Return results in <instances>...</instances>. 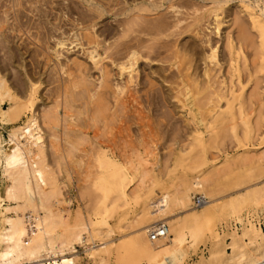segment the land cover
Here are the masks:
<instances>
[{
	"label": "bare ground",
	"instance_id": "bare-ground-1",
	"mask_svg": "<svg viewBox=\"0 0 264 264\" xmlns=\"http://www.w3.org/2000/svg\"><path fill=\"white\" fill-rule=\"evenodd\" d=\"M79 1L88 8L82 15L78 14L82 17H74L70 13L73 18H68L70 10L65 8L68 5H60L64 9L60 14L64 23L54 22V27L49 31L53 42L45 59L50 63L54 60L52 65L55 67L57 85L58 80L60 81L58 91H53L57 92V95L53 94L54 97L57 96L54 98L57 101L51 102L54 105V102L61 100V105L57 103L54 107L47 106L44 109L41 104L39 109L44 110L42 113L37 112V97L33 95L41 82L30 80L25 89V97L22 98L11 88L5 77L0 75V126L2 129L9 126L6 136L0 131V264H80L78 247L82 248L86 258L94 264H109L110 259L114 264H182L188 249L207 238L211 240L207 256L204 255L207 250L201 247V254L197 255L193 264H259L264 261V228L253 221L264 216V177L251 178L247 174L246 181L243 182L246 184L227 194L230 197L220 202L219 199L223 196H215L218 184L210 176H201L202 174L186 177L171 193L162 187L160 191L154 192L147 180L155 175L159 167L149 163L154 155L145 147L147 140L144 128L138 140L140 149L135 151L128 147V142L125 141L127 135L124 134V140V137L118 140L121 146H116V140L108 137L110 133L104 135L106 138L99 137L100 125L97 126L99 121L106 127L110 119L113 121L120 116V120H123L120 125L123 124L126 119L122 113L123 110L127 111L125 107L129 105L130 109L133 108L131 113L136 112L135 115L141 116L137 117L141 120L139 123L146 119H142L146 114L140 113L144 110L141 109L143 103L147 105L144 108L153 107L150 108L153 111L163 106L168 114L174 108L184 109L191 118L190 122L184 120L186 124L180 125L183 127L180 130L190 132V137L180 138V133L174 132L177 131L175 119L172 123L174 126H170L173 127L172 130L176 129L173 131L176 135L179 134L175 140L178 152L183 151V142L196 140L193 134L203 130L211 131V127L216 125H230L233 128L240 125L245 137L259 136V143L263 145L259 158L264 161V87L260 85L264 78L259 77L257 69L264 64V0ZM236 1L240 3L237 7L233 5L238 38L228 32L232 25L228 24L224 30L221 28V24L227 23V17L233 13L230 4ZM7 2L6 9L3 7L6 11L4 20L9 10L14 12L20 6L24 9L27 7L29 15L37 10L39 17L42 13L49 20V14L44 10L45 4H50V8L46 6L49 9L59 4L54 0ZM22 11L18 13L17 10V13L22 15ZM241 12L246 14V18L240 17ZM199 13L202 14L200 17ZM204 13L207 15L205 14L201 25L205 31L202 29V35H198V38L193 25L203 19ZM105 14L111 15L112 21L110 18L107 23L104 22L105 18L104 21L100 20ZM30 16L26 17L27 21L31 20ZM3 19L2 24H5ZM26 20L24 21L27 22ZM187 20L190 22L186 23ZM17 21L15 23L18 24ZM39 21L40 24L43 23L41 18ZM66 24H70L71 28L66 27L65 30ZM17 26L13 30L17 28L20 33L23 27L29 29L32 25L27 22L24 26ZM36 26L37 24L32 27L37 28ZM191 26L193 31H188L189 36L179 39L183 30ZM1 27L3 26L0 24V31ZM28 33L30 35V31ZM211 33L213 36H210ZM236 33L233 34L237 36ZM176 35L178 39L175 40L172 36ZM71 47H77L81 55H65L63 51L68 52ZM127 88L130 91L133 88V91L125 95L123 93ZM138 92L142 101L135 94ZM4 98L7 101L5 108L1 105ZM131 102H136L139 106H133L136 103ZM74 103L81 110H89L86 124L79 125L85 118L82 120L76 116L75 119L71 113ZM121 109L123 112H120ZM163 109L158 111L160 115L162 111L165 112ZM116 111H119L117 117ZM160 115L159 117H164ZM153 116V119L156 118ZM178 116L184 118L181 114L177 118ZM40 118L49 130L47 139L41 128L42 120L39 123ZM182 118L179 119L182 121ZM166 119L164 120L167 121ZM114 120L119 122V118ZM147 120L148 123L152 122L148 118ZM159 122H156L157 126L161 124ZM61 123L66 135V143H62L69 146L70 149L67 147V150L63 145V149L59 148L60 134L54 129ZM163 123L160 127L164 126ZM169 123L165 126L169 127ZM157 126L155 129L159 128ZM168 127L166 130L170 129ZM164 128L158 130L166 131ZM147 134L149 135L148 131ZM113 136L116 137L115 134ZM121 141L127 143V149L123 148ZM46 142L49 149L52 148L50 151L53 150L59 156L60 163L63 162L60 157L70 159L73 151L82 149L78 148L79 145L77 147L79 142L89 144L83 153L79 151L82 156L79 154V159H76H88L89 162L93 160V165L90 163L92 166L87 168L85 165L87 170L84 167L86 173H83L89 177L93 167L96 177L92 187L100 192L113 194V201L104 210L108 216L118 200L131 208V230L116 235L114 224H107L106 231L101 235L98 230L101 222L106 223L104 216L101 219L94 218L89 212L84 214L79 208L72 207V204L67 208L61 206L66 200L61 197L56 165L53 169L48 164L47 155L50 158V154L52 158L55 154L50 151L49 154L46 153ZM59 149L66 152H61V155ZM74 155L75 162L72 159L67 162L78 165ZM54 157L51 161H55ZM72 164L70 167H76ZM61 166L62 169H59L62 173L69 171H63L65 165ZM78 166V171H84L80 164ZM66 168L68 169L67 166ZM74 169L72 168V173ZM134 175L137 179L128 192L127 186ZM88 177L83 180L88 181ZM86 188L88 191V187ZM194 190H199L201 194L193 196ZM230 214L233 219L226 221L224 226L230 241L225 242L223 235L215 230L216 222ZM187 232L189 244L185 242ZM132 252L138 259L131 262L127 256Z\"/></svg>",
	"mask_w": 264,
	"mask_h": 264
},
{
	"label": "rangeland",
	"instance_id": "rangeland-1",
	"mask_svg": "<svg viewBox=\"0 0 264 264\" xmlns=\"http://www.w3.org/2000/svg\"><path fill=\"white\" fill-rule=\"evenodd\" d=\"M54 1H55V3H56V1L59 2V4L57 3V5H59V7L54 2H53V4H55L56 6H54L53 4L52 5L54 6L55 9L53 7H52V9H49L50 4L47 5V3L45 5L48 6L49 8H47L46 6L44 7V5L42 6V8L40 7L41 10L43 9V7H44V10H47L45 12H47V14H49L48 15L49 20L46 18L47 15L44 14V16H43L42 13H40V17H39V14H38L39 11H37V10H35L37 14H35V11L33 14H34V16H38L39 18L38 17L35 18L31 12H30V15H31L30 16L28 14L29 11L26 10L27 7H25V9H24L23 6H20L16 9L18 10V13H21V11L24 9V11H22L23 14L22 15L18 14L16 9H15L16 12L15 11L13 12L12 10L7 9V11L9 10V12H7V15H5V16H7V17H5L6 18L5 19L6 21H5L3 19L4 18L3 15L6 14L5 9L7 7L6 5H8V2H7V0L6 1L0 0V18H1L0 24L3 26V27H1V31H0V38H1L0 39V75L5 77L8 84L11 86V88L13 90H15V92H17L21 97L23 96L22 98L25 97V95H24V93L26 91L25 89H26L27 84L30 83V80H32L34 82L40 81L41 82L40 87H39L38 91L33 96L37 97L35 99L36 111L41 112V113L45 109L44 107H46V108H47V106L54 107V105H57V103H59V105H61V100H60L61 98H58L60 100V102L59 101L57 103L54 102V105L51 102L53 100L57 101V99H54V98L57 97L56 91H58L57 86L59 85L60 81L58 80L59 83L57 85V77H56L57 75H55L56 74V72L54 70L55 67L52 65L54 60H52L50 63V62H47L45 59L46 56L48 57V54H49L48 50H49L50 45H52V42H53V39H51L49 36V31H50L51 27H54L53 23L54 22H56L57 24L59 22H60V24L64 23V18L62 19L63 16L60 15V14H62L61 11L64 12V9H61L60 5H61V7L62 6L65 7V5H68V7L67 6L65 7L66 9H68L67 11L70 10V12L68 13L67 16H69V15L71 16V14H72L74 17H82V16H78V14L82 15L84 12H86L88 10L87 6L83 3H81L79 0H54ZM234 4L236 5L234 7H237L238 5H240V3L238 1H236V3L230 4L232 7L231 11L233 10V13L232 12L231 13L233 15L230 14L229 17H227L229 21H227V23L221 24V28L224 30L228 24L232 25L231 29L229 28L230 31L228 30V32H230L235 38H238V36H239L238 27H237L236 23H234L235 22V20H234V11L235 10L233 8ZM3 9H4V11L2 12L1 10H3ZM48 10L50 11V13H48L49 12ZM57 10H60V11H57ZM10 11H12V13H10ZM51 11H52V13H51ZM79 12H81V14ZM9 13H10V15H9ZM205 14L206 13L203 14V16H202L203 19L199 20L197 25H193L194 27L191 26V27H187L186 29H184L183 33L180 34L181 37L179 36V39H183L184 37H188L190 34L189 32H192L193 29H194V32L197 30L196 31L197 36L200 34L202 35L204 28L201 24L204 22L203 21L205 19L204 16L207 15V14L206 15ZM244 14H245L244 12H241L240 17L242 16V17L246 18V16H245L246 14L245 15ZM11 15L15 18L17 16H19V18L20 19L22 18V19L20 20L18 17L16 19L12 18ZM51 15L53 18L51 17ZM200 15H202V14L199 13V17H200ZM28 16H30L31 20H33L35 18L34 21H38V22L35 23L34 21H31L30 19H28V21H27L26 17L29 18ZM58 16L61 18H59ZM70 16L68 18L72 19L73 16H71V17ZM111 17H112L111 15L105 14V15H103V18L101 17L100 20L104 21V18H105L106 21H104V22L107 23V22H109V18H110V20L112 19ZM187 17H188L187 19L191 20V18L189 16H187ZM40 18H41V22H43L41 24L39 23ZM2 19L4 20L3 23H5V24H2ZM60 19L63 21H61ZM232 19H233V21H232ZM17 20H19V21H17ZM24 20H26L30 24V26L34 25V27H35V25L37 24V26H36L37 28H34L31 26L30 28L28 27L30 29L29 30V29H27V27H23L21 32L18 33L19 31L17 30V28H18L17 25L22 24V26H24L25 24H27V22H25ZM190 20H187L186 23L190 22ZM7 21L9 22V24ZM15 21H17L18 24L15 23ZM21 21H22V23H21ZM30 21L33 23H30ZM104 22H102V23L105 24ZM232 22L236 26L233 25ZM6 25L8 27H6ZM13 27H14V29H15V27H17L15 31L13 30ZM64 27H65V30H66V27H67V29H69V27L71 28L70 24H66ZM192 27H193V29H192ZM196 27L198 29H196ZM236 27H237V31H236ZM25 30L27 31V33H28V31H30V35H29V33L26 34ZM232 31H233V33L237 32L236 33L237 36L234 35L232 33ZM187 33H188V35H187ZM55 34H57V33L55 32ZM210 36H213V34L211 33ZM70 38H72V37L70 36ZM172 38H174L176 40V39H178V36L177 35L172 36ZM198 38H199V36H198ZM49 43H51V44H49ZM46 46H48L47 47L48 49L46 48ZM223 50H225V48H223ZM63 52L67 56L75 55V54L81 55V52L78 50L77 47H74V48L71 47L70 51L66 52L64 50ZM164 64H166V63H164ZM257 69L259 71L258 72L259 77L264 78V64L258 66ZM55 78H56V80H55ZM164 84L168 85L169 83L164 82ZM260 85L262 87H264V81H262L260 83ZM127 89H126V92L123 94L126 95L127 92L131 93V91H133V88L132 89L130 88L131 91L129 89L128 90ZM54 90H56L55 91L56 93H53ZM53 94H56L55 97L53 96ZM135 94L138 95L137 97H140L139 92H138V94L137 93H135ZM141 98L142 97H140L138 99H140V101H142ZM173 100H174V98H173ZM6 102L7 101L5 98L1 101V105L3 106V108H5L7 106ZM173 102H175V101H173ZM131 103L133 104L136 102H131ZM41 104H42V108H44V109L40 108L41 109L40 110L39 107H41ZM78 104L80 105V100H79ZM78 104L74 103V105H72L73 111L71 110V113L73 114L75 119H76V116L78 117V119L81 118L82 120L85 118V120H83V122L81 121L82 124H81V122L78 123V121H79L78 119L76 120V122L79 125H84V123L86 124L88 122L89 110L82 108V110H83L82 111ZM143 104H142L143 108H141V107L140 108L144 109L147 113L144 110L143 111L141 110V112H140L141 115H143V112L146 114V115L142 116V119L146 118L145 121H142V123H139L141 120L138 119L141 116L138 114L135 115L136 112L131 113L133 108L130 109L131 105H129L130 108H129V106H127V108L125 107V109L127 111H125L123 109L120 110V112L124 111L122 113L124 115H122V114H120V115H122L123 118L126 119V120L124 119L125 121L123 124L120 125V123L123 120L122 121L120 120V119H122L120 115H119L120 117H117V112L119 113V111H116L115 116L117 118H114V119L119 118V122H118V120H114L112 118L115 116H112L111 118L113 119V121L110 119V122H112L113 124L112 123L109 124L110 122L107 123L106 127H108L107 128L108 130L106 129L105 126H104L105 130H104L103 129L104 127L102 126V124H100L99 121H98L97 126L100 125V129H99L100 131L98 130L99 137L100 138L101 137L106 138L107 136L104 137V135L110 133V134H108L109 135L108 137H110V138L113 137V140L114 139L116 140V141L114 140L115 144L117 142L116 146L119 144H120L119 146H121V143H119L118 140H121L123 137L124 138L122 140H124L126 137L125 135H127L128 137H126L125 141L128 142V147L134 148L135 151H138L140 149V145H139L140 141H138V140H140L139 137H141L140 136L141 132H142L141 130L144 128L143 131L146 132L144 135H145V139L147 140L145 147L147 149H150L151 153L154 155L153 158H150L149 163L153 164L156 167L157 166L159 167V169L156 170L155 175H152V177L147 180L151 189H153L154 192H157L158 190L160 191V187H162V188H164V190L166 192L171 193L175 189V187L179 183H181L186 177L189 178V177H192L193 175H196V174H202L201 176H205V175L210 176L212 181L218 184L219 188H218L215 196H220V197L223 196L219 199V202H220V201H223V200L230 197L227 194L234 192L236 190V188L241 187V186L246 184L243 182L246 181L245 177L247 174H250L251 178H257L258 176H261V178L264 177V161H261L259 158L261 147L263 145L259 143V140H258L259 136L258 135H255L252 138L245 137L243 128L240 125H238L235 128L231 127L230 125H227L224 127L216 125V126L211 127L212 128L211 131L203 130L201 133L193 134L194 135L193 137L196 138V140L193 142H189L188 140H187V142L186 141L183 142V146L181 147V148H183V151L178 152L179 148H178L177 144L175 143V140L178 139V137H176V136H179V134L176 135V133H178V132L180 133V136H179L180 138L182 136H184V138L190 137V134H189L190 132H187V131L183 132L184 130L183 131L180 130L183 128V127H180V125L186 124V123H184L185 119L188 120V122H190L191 117L188 114L187 110L174 108L173 109L174 111L172 110L173 111L172 112L169 109V112L171 111L172 114L171 113L168 114V112L166 113L167 107H165L166 110H164L163 109L164 107L161 106V108L159 107V110L161 111V109H163L165 111L164 113L162 111L161 115L164 116V115L168 114L167 116L162 117L160 115V112L158 113L159 110H157V109H154V111L151 110V109H153V107L152 108L151 107L144 108L145 105H143ZM136 105L139 106L137 103L134 104L133 106H136ZM86 110H87V112H86ZM118 110H119V108H118ZM147 110H149V111H147ZM174 112H176V113L174 114ZM151 113L152 114L155 113V115L153 116ZM158 114L161 117H159ZM180 114L184 118H182L180 116H178V118H177V115H180ZM170 115H172V116H170ZM145 116H147V117H145ZM149 116H150V118H152V116L156 117V118L150 119ZM168 116L170 117L169 120H168ZM157 117H159L158 118L159 120L160 119L163 120L164 123L160 120L161 124H159L157 126L158 123L156 124V122H159ZM147 118L149 120H152V122L148 123ZM165 118H167L166 119L167 121L164 120ZM171 118L173 121L171 120ZM179 118H182L183 120L181 121V119H179ZM174 119L176 120V122ZM178 119L180 120V122L177 124ZM40 120H42V119L41 118L39 119V123L41 124ZM155 120H156V122H155ZM18 122L20 123L21 120ZM167 122L171 123V124L169 123V127L167 125L165 126V124ZM173 122H175L178 125L177 126L174 123L175 128L177 127V131H174V130H176L175 128H174V130H172L171 128H173V127L170 128V126H174V125H172ZM42 123H43V120H42ZM125 123H126V125H125ZM162 123L164 124L165 128H164V126L160 127V125H162ZM42 125L44 126L45 123H43ZM42 125H41V128H42L43 132L46 134V135L44 134L45 135L44 137L47 139L46 136H48L49 130L47 129L46 126H44V127L48 131L44 130L45 128ZM148 125H151L152 127L151 126L149 127ZM63 126L64 125H62V123H61V125L54 127V129L56 130L58 135L60 134L59 135L60 136V139H59L60 140L59 141L60 147L59 148L62 147L61 149H63V146H64L63 143L65 142V138H66V135L63 133ZM155 126L159 127L160 129L164 128V130H166V127L170 128V129H168L166 131H163V130L160 131V130H158L159 128L155 129ZM7 128H9V126ZM7 128L2 129L0 126V131L4 134V136L7 135V131H6ZM119 129L121 131L120 133H119ZM152 129H153V132L151 133L150 131H152ZM178 129L180 131H178ZM110 130L112 133L110 132ZM126 130L130 131V132L127 131L129 134L126 132ZM155 130H158V131L156 132ZM170 130H171V132H169ZM147 131L149 132V135L147 134ZM173 131L176 133H174ZM100 132H101V135H100ZM172 132L175 135H173ZM113 134H115L116 137L113 136ZM119 135H121V136H119ZM137 138H139V139H137ZM127 139L130 140V142H131L130 145H129V140L127 141ZM239 140H242L241 144L239 143ZM126 142H124V143L122 142L124 145L123 148L126 147L125 149H127V145H126L127 143ZM78 145H79V147H78ZM87 145H89V144L88 143L83 144V143L79 142L77 144V147L80 149L82 148L81 150H79L80 152H82L86 148ZM47 147H46V150L48 152L46 151V153L49 154V151L52 148L49 149L48 143H47ZM64 147L66 148V150H67V147H68V149H70L69 146H67V145H65ZM120 148L122 150V147H120ZM61 149H59L60 153L66 152V150H61ZM79 151H76V152L73 151V153L75 155L72 154V158H70V159L68 158V159L69 160L72 159V161L75 162V160L73 159V155H74L75 159L82 156ZM50 152H52V154L53 153L55 154V152H53V150H51ZM77 152H79V153H77ZM62 153H61V155H62ZM76 153H77V155H76ZM79 154H80V156H79ZM247 154H248V156H247ZM49 156H50V158L47 155L48 164L52 168L55 167V165H56V167H55L56 168L55 169L56 176H57V179H58V177L60 178V179H58V181H59V184L61 185V192H62L61 197L64 198L68 202V203L66 201L62 202L63 203L61 205L62 207L64 206V208H67V206L69 204H72V207L79 208V210L84 214H87V212H89L90 214H92V216L94 218L101 219V217L104 216L106 219V223L101 222V225H100L99 230H98V232L101 233V235L106 231L107 224H114V231H115L116 235H119L120 233H125V232H128L129 230H131V228H130V220H131V216H132L131 208H129L126 205H123L121 203V201L118 200V201H116V206L113 209L111 215L108 216L107 212L104 210H106V208L109 207V205L113 201V194L110 192H100V191H98L92 187V183L96 177L95 176L96 174L94 173L95 171H94L93 167H92V169H90L93 171H92V173L89 174V177H88V174L83 173V172L86 173V170L88 168L87 166L93 165V160L92 161L90 160L92 162V165H91L90 164L91 162H89L88 159H84L81 161H78L79 158L76 159V163L79 162L80 166L84 170V171L79 170L80 171L79 172L78 169L76 168L79 164L76 165L74 163L76 166V167H74L73 166L74 164H72L71 162L69 164L68 159H64L63 157H60L63 159V162L60 163L61 159H60V162H58L59 156H57L56 154L53 155V156H55L54 157L55 161H53V160L51 161L53 156H52V158H51L50 154H49ZM86 160H88L89 163L86 162ZM50 161L52 164L50 163ZM53 162L55 164H53ZM87 163H88V165H87ZM71 164L73 167H70ZM58 165H60V166L57 167ZM61 165H65V167L63 166L64 169L66 168V166L68 167V169L66 168L67 170L63 169V171L66 172L69 170L68 172L70 175L67 174L68 172L62 173V170H60V169H62ZM85 165L87 168L85 167ZM84 167L86 168V170L84 169ZM72 168L73 169L76 168V169H74L75 171H73V173H72ZM64 175H66V179H64L65 178ZM83 175H85L84 176L85 179H87L86 177L89 178L88 181L86 180L87 182L83 180L84 179V177H82ZM69 176H70V178H69ZM136 179H137V176L134 175L132 181L127 186L128 192L133 187L132 186V185H134L133 182H135ZM86 187H88V191H86V189H87ZM200 194H201V192L199 190H194L192 192L193 196L194 195L199 196ZM87 202H88V204H86ZM105 203H107V204H105ZM102 205H103V207H102ZM232 219H233V217L230 214V215L225 216V218H223V219H219V220L217 219V222H216V229L215 230L218 234L223 235V239L225 240V242L230 241V238L226 233L227 230L224 227L225 222L226 221H232ZM186 237L187 238H186L185 242L187 244H189L190 238H189L188 232L186 234ZM96 238L98 240V237H96ZM210 245H211V240L207 238V240L205 239L203 241L198 242L195 245V247H190L188 249V252H187L182 264H193L194 260L197 258V255L201 254V253H199V252H201V249H200L201 247H205L207 252L204 255L207 256ZM78 249L80 251V256H79L80 264H94L93 262H91L90 260H88L86 258V256L82 252V248L78 247ZM127 258H129L128 260L131 262L136 261L138 259V257L136 256V254L134 252L128 254ZM142 262H145V261L142 260ZM109 264H114L113 260L110 259Z\"/></svg>",
	"mask_w": 264,
	"mask_h": 264
},
{
	"label": "built area",
	"instance_id": "built-area-1",
	"mask_svg": "<svg viewBox=\"0 0 264 264\" xmlns=\"http://www.w3.org/2000/svg\"><path fill=\"white\" fill-rule=\"evenodd\" d=\"M253 221L257 223L259 226H261L262 228H264V216H261L256 220L254 219Z\"/></svg>",
	"mask_w": 264,
	"mask_h": 264
},
{
	"label": "water",
	"instance_id": "water-1",
	"mask_svg": "<svg viewBox=\"0 0 264 264\" xmlns=\"http://www.w3.org/2000/svg\"><path fill=\"white\" fill-rule=\"evenodd\" d=\"M259 264H264V261L260 262Z\"/></svg>",
	"mask_w": 264,
	"mask_h": 264
}]
</instances>
